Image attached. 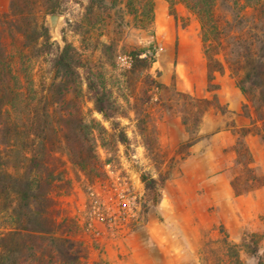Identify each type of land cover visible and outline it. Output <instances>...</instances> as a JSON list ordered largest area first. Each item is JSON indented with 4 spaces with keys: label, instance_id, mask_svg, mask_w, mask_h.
I'll return each instance as SVG.
<instances>
[{
    "label": "rangeland",
    "instance_id": "1",
    "mask_svg": "<svg viewBox=\"0 0 264 264\" xmlns=\"http://www.w3.org/2000/svg\"><path fill=\"white\" fill-rule=\"evenodd\" d=\"M152 2L154 20L143 29L125 0H0V54L11 60L17 121L27 116L29 108L44 104L55 75L52 53L66 44L86 62L104 65L107 88L119 106L112 118L96 112L85 71L78 69L80 93L72 95L71 104H79L87 119L95 118L104 127L105 131L95 132L97 150L104 162L107 158L111 162L104 165L106 177L92 180L65 152L55 150L50 163L58 179L50 190L55 201L51 214L56 220L69 217L77 223L71 237L84 247L82 264H228V242L239 245L243 264H257L242 242L256 235L264 255V188L235 195L231 186L236 173L249 174L235 163L241 141L250 152L252 147L253 173L264 179V141L256 136L261 143L256 148L255 135L245 137L240 130L259 125L264 134L257 104L241 93L236 84L241 73L229 62H237L242 47L234 45V36L225 39L223 48L216 47L223 69L215 71L209 82L197 16L179 0L174 5L176 17L167 0ZM240 3L237 11L244 15V24L233 20L235 10L221 0L216 16L224 33L237 34L242 43L264 28V0ZM52 14L58 15L55 32ZM40 24L48 30L51 52L44 39L24 38L23 32ZM131 49L154 54L146 72L127 73L124 51ZM156 83L167 87L158 89ZM177 91L196 98L215 97L199 126L191 102ZM230 100L239 111L229 108ZM119 131L126 133L127 146L117 141ZM6 149L1 151L2 168L10 161ZM142 174L158 182L164 179L157 205Z\"/></svg>",
    "mask_w": 264,
    "mask_h": 264
},
{
    "label": "trees",
    "instance_id": "2",
    "mask_svg": "<svg viewBox=\"0 0 264 264\" xmlns=\"http://www.w3.org/2000/svg\"><path fill=\"white\" fill-rule=\"evenodd\" d=\"M167 1L169 12L176 17L174 8L176 0ZM179 2L190 9L199 21L209 82L215 71L223 69L222 62L216 57L220 52L216 47L223 48L225 39L232 36L236 39L234 45H241L242 51L237 57V62L232 63L230 60L229 62L236 73H241L237 75V87L245 97L255 100L259 120L264 122V28L251 34L248 41L242 44L237 34L224 33L225 29L216 16L219 0H179ZM221 2L226 8L235 10L233 11L235 22L244 24V15L237 11L241 6L240 0H221ZM125 6L137 20V24L143 29L150 28L155 16L152 0H125ZM27 33L23 32L24 38L34 36L35 40L44 39L45 45L47 44L49 48L47 52H51L52 43L49 42L48 30L43 24L37 25L33 31ZM42 47L43 44L40 45L39 51ZM106 47L109 48L110 45ZM124 52L127 73H144L154 61L152 52L150 55H143L145 53L137 49ZM52 55L55 75L48 85L44 104L29 108L27 116L17 121L12 105L17 92L11 60L4 52L0 54V136L3 138L0 140L3 146L0 148V156L1 151L7 148L5 154L10 158L6 167L2 168L4 165L0 162L2 165H0V221L2 222L0 224L4 228L0 231V264H82L84 247L82 243L71 237L78 230L77 223L69 217L56 220L51 214L55 201L50 195V190L58 179V173L50 160L54 157L55 150L65 152L70 161L92 180L106 177L104 165L111 162L110 158L104 162L97 150L95 132L98 128L105 131L104 127L95 118L87 119L79 104H71L72 95L77 96L80 93L78 69L83 68L87 90L95 111L105 118H112L119 111L112 92L107 88L102 70L104 65L86 62L70 44H66ZM156 87L160 89L167 86L156 83ZM176 93L191 102L197 126L201 122L203 113L216 101L215 97L210 100L196 98L179 91ZM183 123L186 126V119ZM259 128V125H253V127H242L240 130L245 137L255 135L264 141V134ZM116 139L123 146L128 145V137L124 131H119ZM55 143H58L56 148L53 146ZM193 143L194 141L189 142L188 145ZM147 150L152 154L148 145ZM253 162L251 152L245 142L241 141L235 163L243 165L245 172L249 174L246 177H242L239 173L233 174L231 186L235 195L264 186V179H261L255 171L253 173ZM8 166L11 171L7 169ZM141 180L146 191L152 194L154 205H157L161 198L160 182L164 179L158 182L153 176L142 174ZM57 232H60L59 235ZM228 244L227 257L230 259L228 264H243L237 250L239 245L229 242ZM242 245L257 258V264H264V255L259 252L256 235H249L243 240Z\"/></svg>",
    "mask_w": 264,
    "mask_h": 264
},
{
    "label": "crops",
    "instance_id": "3",
    "mask_svg": "<svg viewBox=\"0 0 264 264\" xmlns=\"http://www.w3.org/2000/svg\"><path fill=\"white\" fill-rule=\"evenodd\" d=\"M228 102H229V108H231V110L239 111L238 106L235 105L231 100L228 101ZM252 137H253V141H254L255 147L258 148L259 146H261V143L259 142V139L256 136H252ZM246 139L248 140V137ZM250 149H251V152H253L252 154L254 155V151H253L252 147H250ZM255 158H256V156H255ZM263 188H264V186H262L261 188L255 190V191H258V190L263 189Z\"/></svg>",
    "mask_w": 264,
    "mask_h": 264
},
{
    "label": "water",
    "instance_id": "4",
    "mask_svg": "<svg viewBox=\"0 0 264 264\" xmlns=\"http://www.w3.org/2000/svg\"><path fill=\"white\" fill-rule=\"evenodd\" d=\"M57 20H58V15L57 14H52L51 17H50V21H51V28H52L53 32H55V30H56Z\"/></svg>",
    "mask_w": 264,
    "mask_h": 264
}]
</instances>
